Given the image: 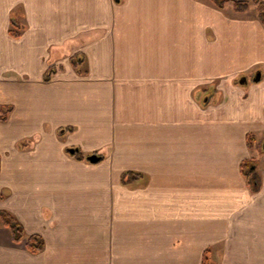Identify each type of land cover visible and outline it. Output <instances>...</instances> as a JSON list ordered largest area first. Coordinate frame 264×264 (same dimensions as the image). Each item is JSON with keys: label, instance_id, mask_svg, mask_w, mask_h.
<instances>
[{"label": "crops", "instance_id": "0c3cea01", "mask_svg": "<svg viewBox=\"0 0 264 264\" xmlns=\"http://www.w3.org/2000/svg\"><path fill=\"white\" fill-rule=\"evenodd\" d=\"M5 105L0 211L45 246L30 252L0 220V264H264L255 2L0 0Z\"/></svg>", "mask_w": 264, "mask_h": 264}, {"label": "trees", "instance_id": "16d2710c", "mask_svg": "<svg viewBox=\"0 0 264 264\" xmlns=\"http://www.w3.org/2000/svg\"><path fill=\"white\" fill-rule=\"evenodd\" d=\"M232 2L234 9L236 11H245L248 9L249 7V3L251 1L255 2L257 4V10H258V18L260 19V21L264 24V0H211V2L218 6V7H222L226 2ZM12 25L14 26H18V24H16L15 22H12ZM10 34L14 37H18L20 35V30L17 27L16 29H10ZM78 57L79 56H74V58L72 59V63L75 64L76 62H78ZM58 67L55 64H51L46 72L44 73V80L45 81H49L52 76L57 72ZM242 76H239L235 82L239 83V79ZM202 102L203 104H205V101L202 98ZM12 106L11 105H5L3 107H1V114H0V120L5 121L8 118V115L10 113V111L12 110ZM67 130H71L72 128H66ZM248 138V145L252 146V142L254 140V134H248L247 135ZM28 142L27 141H20L18 143V145L20 147L26 145ZM75 155L77 157H81V155L79 154V152L75 153ZM252 164H255V161L252 162V160H247L242 162L241 164V170L244 172V174L246 175L247 178H249V182L251 183L253 189L257 188V181H256V176H254L253 174L255 173V168L252 169ZM138 174L134 173V172H126L124 174V178L125 179H135L137 177ZM0 219L1 222L4 226H6L12 235V239L14 242L19 243L21 242L23 239H25V245L27 247V249L32 252V253H37L41 250H43L44 246H45V242L43 237L40 234L37 233H32L28 236H26L25 238V230H24V226L22 225V223L14 216L12 215L10 212L6 211V210H1L0 211Z\"/></svg>", "mask_w": 264, "mask_h": 264}, {"label": "water", "instance_id": "95a60500", "mask_svg": "<svg viewBox=\"0 0 264 264\" xmlns=\"http://www.w3.org/2000/svg\"><path fill=\"white\" fill-rule=\"evenodd\" d=\"M261 78V72L260 71H257L256 74H254V76L252 77V80L254 81H259ZM247 82V77L246 76H242L240 79H239V83L240 84H244ZM204 101L208 100V96L204 97L203 99ZM264 148V147H263ZM79 148L76 147V146H70V147H67V151L71 154H75L76 152H78ZM102 158L101 155L99 154H96V153H92V154H89L86 159L91 161V162H97L99 161L100 159ZM255 166H252V169H254Z\"/></svg>", "mask_w": 264, "mask_h": 264}, {"label": "rangeland", "instance_id": "374dc122", "mask_svg": "<svg viewBox=\"0 0 264 264\" xmlns=\"http://www.w3.org/2000/svg\"><path fill=\"white\" fill-rule=\"evenodd\" d=\"M211 1V0H210ZM230 4V3H229ZM229 7V6H228ZM252 10V9H251ZM21 14V10H14L13 12H12V15H13V17H18L19 15ZM18 27H21L22 29H23V26H21V25H19ZM55 49L52 51V53L54 52L55 53ZM59 51H61V50H59ZM51 61L52 60H50V62L49 63H51ZM257 71H259V70H257ZM257 71L255 72V74L257 73ZM254 74H252V75H250V76H248V79L250 80L251 78H252V76H253ZM201 93V92H200ZM264 141L262 142V148H261V154L259 155V156H257L256 157V159H255V161L258 163V162H260V160L263 158V155H264ZM1 220V219H0Z\"/></svg>", "mask_w": 264, "mask_h": 264}]
</instances>
